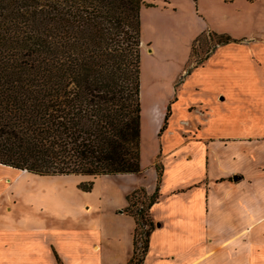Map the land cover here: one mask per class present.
<instances>
[{"label": "crops", "instance_id": "0c3cea01", "mask_svg": "<svg viewBox=\"0 0 264 264\" xmlns=\"http://www.w3.org/2000/svg\"><path fill=\"white\" fill-rule=\"evenodd\" d=\"M154 1L156 6L144 5L140 13L141 46L150 44L149 51L143 50L150 56L155 48L144 27L160 32L162 22L155 17L179 20L187 9L203 21L211 12L202 0L188 7L174 0ZM225 1L248 7L245 13L260 7L255 32L237 38L207 27L236 41L220 45L206 64L188 72L184 68L176 79L168 70L157 72L165 87L152 106L155 130L162 138L160 153L148 167L153 180L148 181L141 162L140 173L88 177L85 181H94L90 191L81 190L80 182L71 186L51 181L36 187L22 182L33 173L0 164V264H128L136 220L122 210L135 189L156 191L157 159L163 176L159 199L151 208L156 228L144 264H264V74L258 69L264 66V41L254 39L264 34V0ZM210 2L212 7H228L219 0ZM198 35L189 37L185 65ZM247 38L252 45L237 41ZM179 77L184 81L177 93ZM210 85L226 86L244 97L219 104L215 97L223 90L202 96ZM195 103L208 106L207 116L189 110ZM171 105L170 129L159 135ZM192 117L200 124L194 133L176 128Z\"/></svg>", "mask_w": 264, "mask_h": 264}, {"label": "trees", "instance_id": "16d2710c", "mask_svg": "<svg viewBox=\"0 0 264 264\" xmlns=\"http://www.w3.org/2000/svg\"><path fill=\"white\" fill-rule=\"evenodd\" d=\"M143 4L0 0V164L37 175L141 172ZM215 35L217 46L236 41ZM156 166V191L135 189L122 210L136 220L128 264H144L156 228Z\"/></svg>", "mask_w": 264, "mask_h": 264}, {"label": "rangeland", "instance_id": "374dc122", "mask_svg": "<svg viewBox=\"0 0 264 264\" xmlns=\"http://www.w3.org/2000/svg\"><path fill=\"white\" fill-rule=\"evenodd\" d=\"M207 5V10L211 12L208 13L209 17L207 19L198 20L192 17L191 13H188L187 9L181 13L179 20L177 17H155L157 20H161L162 26L161 31H156L152 29H147L144 27L145 38L149 39L148 41L152 43V46L155 48V55H149L145 51H149L151 46L150 44H143L141 46V91H140V101H141V162L145 168V175L148 181L153 180L152 174L154 171L148 168L153 164V160L160 153V147L162 143V138L158 136L156 132V118L152 112V106L156 100V96H159L160 91L163 90L165 84L161 81H157L159 76L157 72H166L167 70L170 74L175 77L183 71L185 68L187 72L195 67L201 66L207 63V59L212 55L217 53L220 48V45L217 46L218 36L216 31L228 32L231 35L242 36L250 35L255 32L254 22L256 21V16L261 12L260 7L251 8V12L245 13L248 7H236L230 5V1L219 0L222 4L228 7H212L210 0H202ZM250 2L249 0H243V2ZM263 1V0H262ZM176 4L181 7H188L189 4H196V0H174ZM263 3V2H262ZM157 5L154 0H144L142 9H145L144 5ZM145 11V10H144ZM147 12V11H146ZM146 12L144 14L146 15ZM200 12V9H199ZM221 14L217 16V14ZM245 14V15H241ZM144 15V17H145ZM224 16V18H222ZM243 17V18H240ZM178 20V22H177ZM252 20V21H251ZM207 29V30H206ZM205 30V31H204ZM202 31H204L202 34ZM197 33V38L193 41L191 48L189 66L185 65L186 59L184 55V49L189 41L190 35ZM258 41H264V34H260L254 38ZM238 42L249 44L250 39L238 40ZM258 69L264 74V66L258 67ZM261 78H264L262 75ZM157 81V82H156ZM183 77H179L175 81L176 91L179 93L181 84L183 83ZM211 87L206 88L202 93L204 98L210 97L212 94L218 93L220 90H223L221 94H216L215 101L219 104H232L239 99H242L244 96L237 91L226 90V86L219 87L217 85H210ZM199 91V89H197ZM171 95V94H170ZM197 96H195L196 98ZM164 98V97H163ZM167 98V94L165 95ZM175 98L171 100L174 102ZM264 101V98L262 99ZM189 110L192 112H202L207 116L210 109L204 103H195L190 104ZM174 110L172 105L170 107V114L165 130L162 134L166 133L170 129V120L173 118ZM179 111L177 110L176 117H178ZM182 119V118H181ZM180 119V120H181ZM189 124H181L176 128H180L182 131H189L191 134L196 131L197 128H200V124L197 120H194V117L188 122ZM186 129V130H185ZM220 132V130H219ZM173 134L172 132H170ZM169 133V135H170ZM184 133V132H183ZM162 162L157 159V164L161 167ZM141 164V165H142ZM55 177V178H53ZM95 178V176H81L79 174L69 175V176H35L34 174H27L23 176L22 182H32L36 187H43L50 185L51 181L60 182L59 185H75L80 182L79 186L82 189V184H86L88 181L85 179ZM97 177V176H96ZM151 178V179H150ZM39 189V188H38Z\"/></svg>", "mask_w": 264, "mask_h": 264}, {"label": "water", "instance_id": "95a60500", "mask_svg": "<svg viewBox=\"0 0 264 264\" xmlns=\"http://www.w3.org/2000/svg\"><path fill=\"white\" fill-rule=\"evenodd\" d=\"M235 179H236V177H235Z\"/></svg>", "mask_w": 264, "mask_h": 264}]
</instances>
